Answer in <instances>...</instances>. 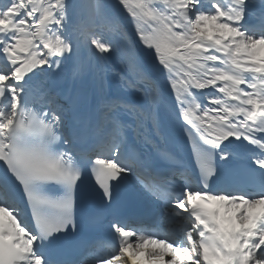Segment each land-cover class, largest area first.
Here are the masks:
<instances>
[{
	"label": "snow or ice",
	"instance_id": "obj_1",
	"mask_svg": "<svg viewBox=\"0 0 264 264\" xmlns=\"http://www.w3.org/2000/svg\"><path fill=\"white\" fill-rule=\"evenodd\" d=\"M0 264H264V0H0Z\"/></svg>",
	"mask_w": 264,
	"mask_h": 264
}]
</instances>
